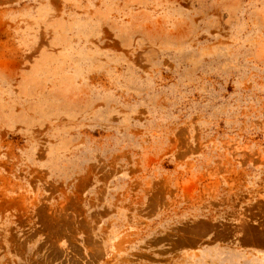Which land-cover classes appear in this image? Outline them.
Listing matches in <instances>:
<instances>
[{
  "label": "rangeland",
  "instance_id": "1",
  "mask_svg": "<svg viewBox=\"0 0 264 264\" xmlns=\"http://www.w3.org/2000/svg\"><path fill=\"white\" fill-rule=\"evenodd\" d=\"M0 264H264V0H0Z\"/></svg>",
  "mask_w": 264,
  "mask_h": 264
}]
</instances>
